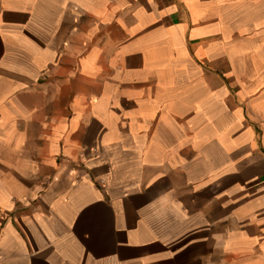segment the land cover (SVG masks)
I'll return each mask as SVG.
<instances>
[{
	"label": "crops",
	"instance_id": "obj_1",
	"mask_svg": "<svg viewBox=\"0 0 264 264\" xmlns=\"http://www.w3.org/2000/svg\"><path fill=\"white\" fill-rule=\"evenodd\" d=\"M0 264H264V0H0Z\"/></svg>",
	"mask_w": 264,
	"mask_h": 264
}]
</instances>
